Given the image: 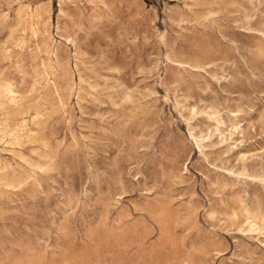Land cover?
<instances>
[{
	"label": "rangeland",
	"instance_id": "1",
	"mask_svg": "<svg viewBox=\"0 0 264 264\" xmlns=\"http://www.w3.org/2000/svg\"><path fill=\"white\" fill-rule=\"evenodd\" d=\"M0 264H264V0H0Z\"/></svg>",
	"mask_w": 264,
	"mask_h": 264
},
{
	"label": "bare ground",
	"instance_id": "2",
	"mask_svg": "<svg viewBox=\"0 0 264 264\" xmlns=\"http://www.w3.org/2000/svg\"><path fill=\"white\" fill-rule=\"evenodd\" d=\"M32 14V13H31ZM34 14V13H33ZM30 16V15H29ZM34 16V15H33ZM38 17V16H37ZM34 18V17H33ZM35 19V18H34ZM28 20V19H27ZM36 30V29H35ZM37 31V30H36ZM13 94V100L17 104V100L14 96L15 93L11 92ZM2 132L5 136L13 137L14 140H18L19 138L23 137L24 135L28 134L31 135L33 132L28 127V121L22 117V120L19 121L14 126L5 125L3 126Z\"/></svg>",
	"mask_w": 264,
	"mask_h": 264
}]
</instances>
